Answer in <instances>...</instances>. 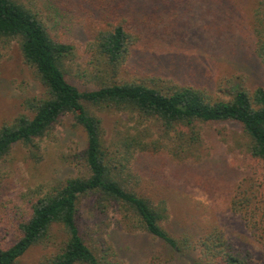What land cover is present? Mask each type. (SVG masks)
<instances>
[{"label":"rangeland","instance_id":"rangeland-1","mask_svg":"<svg viewBox=\"0 0 264 264\" xmlns=\"http://www.w3.org/2000/svg\"><path fill=\"white\" fill-rule=\"evenodd\" d=\"M14 1L31 11L51 36L73 46L65 71L80 90H94L110 80L90 49L96 33L119 20L126 21L136 41L116 80L163 91L191 87L223 99L234 85L264 87V65L254 54L250 29L258 0H240L245 7L229 16L205 0H115L117 8L101 10L91 0ZM42 94L19 42H0V127L20 114L30 115L25 102ZM90 112L100 121L107 163L163 212L161 225L168 233L197 238L216 227L235 247L264 262V244L233 208L235 201L253 193L257 215L264 212V167L249 158L239 124L199 125L192 139L181 140L130 112ZM38 143L39 163L19 145L0 160V243L5 245L15 239L10 223L26 218L33 200L81 172L77 155L85 149L86 137L71 115L63 116L51 136ZM93 204V198L79 200L80 231L90 241L111 245L120 264H196V252L172 257L159 240L133 230L115 208L102 215ZM52 239L29 249L17 264H43L54 251Z\"/></svg>","mask_w":264,"mask_h":264},{"label":"trees","instance_id":"trees-1","mask_svg":"<svg viewBox=\"0 0 264 264\" xmlns=\"http://www.w3.org/2000/svg\"><path fill=\"white\" fill-rule=\"evenodd\" d=\"M100 2L97 4V2ZM226 16L240 12L245 3L240 0H205ZM246 1V0H245ZM96 9L117 8L115 0H91ZM99 6H97V5ZM223 22V21H221ZM254 37L253 51L264 65V0H258L250 25ZM19 42L21 54L34 68L43 88L40 98L25 102L30 115L20 114L11 123L0 127V160L15 146H21L27 156L42 160L39 141L50 137L65 115H71L86 137V147L77 157L81 172L53 185L28 207V215L12 221L14 241L0 243V264H17L32 247L52 239L53 253L43 264H120L114 248L81 233L78 203L81 198H93V210L104 215L115 208L133 230L142 231L159 240L172 257L192 250L198 254L196 264H264L254 260L247 249L234 246L216 227L197 238L183 234L174 236L161 225L163 212L148 198L138 194L110 166L101 146L100 121L90 109H112L136 114L156 123L163 135L192 139L199 125L237 123L247 139L246 152L250 159L264 167V87L248 89L234 85L226 91V99L213 98L191 87L159 90L137 81L116 80L118 72L128 61L136 41L124 20L106 23L91 43V57L102 67L110 80L94 90H80L73 85L65 71V62L73 46L51 36L48 28L28 9L14 0H0V42ZM249 195V196H247ZM233 203L246 223L264 244V212L257 215L253 193ZM92 237V236H91Z\"/></svg>","mask_w":264,"mask_h":264}]
</instances>
